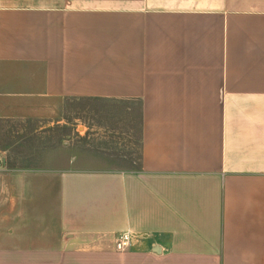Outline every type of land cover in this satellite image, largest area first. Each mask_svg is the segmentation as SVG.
I'll return each mask as SVG.
<instances>
[{
	"label": "crops",
	"instance_id": "crops-1",
	"mask_svg": "<svg viewBox=\"0 0 264 264\" xmlns=\"http://www.w3.org/2000/svg\"><path fill=\"white\" fill-rule=\"evenodd\" d=\"M70 98L138 105V164L77 142L0 264H264V0H0V124Z\"/></svg>",
	"mask_w": 264,
	"mask_h": 264
},
{
	"label": "rangeland",
	"instance_id": "rangeland-1",
	"mask_svg": "<svg viewBox=\"0 0 264 264\" xmlns=\"http://www.w3.org/2000/svg\"><path fill=\"white\" fill-rule=\"evenodd\" d=\"M58 119L59 124L54 122L49 126L28 120L0 124V201H61L60 189H53L49 182L59 174L55 169H63L65 156L77 142L107 156L121 169L137 166L138 105L70 98ZM20 176L37 181L28 182L25 195L16 181ZM7 206L6 210L10 211ZM7 226L11 229L13 223ZM103 245L113 246L110 241Z\"/></svg>",
	"mask_w": 264,
	"mask_h": 264
},
{
	"label": "built area",
	"instance_id": "built-area-1",
	"mask_svg": "<svg viewBox=\"0 0 264 264\" xmlns=\"http://www.w3.org/2000/svg\"><path fill=\"white\" fill-rule=\"evenodd\" d=\"M133 240V233L130 231H124L118 234L115 239V249L117 251H125L128 249Z\"/></svg>",
	"mask_w": 264,
	"mask_h": 264
}]
</instances>
